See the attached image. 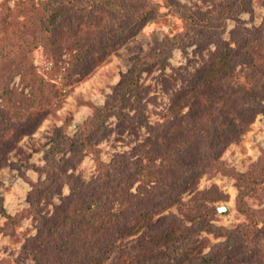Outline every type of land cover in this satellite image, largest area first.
<instances>
[{
	"label": "rangeland",
	"instance_id": "obj_1",
	"mask_svg": "<svg viewBox=\"0 0 264 264\" xmlns=\"http://www.w3.org/2000/svg\"><path fill=\"white\" fill-rule=\"evenodd\" d=\"M31 1L39 0H0V26L6 8L13 12L16 3ZM150 1L155 4V15L87 74L61 89L54 110L39 124L29 122V129L6 153L0 166V264H37L33 254L40 223L52 222L51 214L68 198L73 181L89 182L115 159L138 157L139 147L154 125L189 110L196 96L176 104L175 96L192 84L216 46L212 35L201 32L198 41L160 52L166 37L190 31L183 16L185 9L200 18L213 14L219 20L215 35L231 47L243 38L245 30L255 37L253 29L264 18V0ZM17 14L13 12L9 18ZM247 51L255 68L264 70V44L253 42ZM158 53L159 59H149L142 67L136 95L123 99L119 109L99 113V108L111 102L115 86L135 57ZM31 57L38 70L46 68L41 49L34 50ZM253 73L252 67L236 65L232 74L212 80L211 88L205 90L245 84ZM14 80L16 86L18 78ZM258 93L250 92L254 102L245 112L249 115L243 116L249 121L241 129L237 125L240 134L221 153L222 164L217 170L202 175L195 189L182 195L181 202L153 216L148 229L140 227L112 248L87 253L71 264H154V258L159 260L156 264H264V182L254 186V193L239 194L244 193L239 176L254 175L264 165V98ZM93 116H103V124L88 143L74 151L67 142L62 143V138H73ZM172 225L177 241L162 237L150 241ZM245 237L248 241H243ZM110 248V254H104ZM207 255H212V260L202 263L199 259Z\"/></svg>",
	"mask_w": 264,
	"mask_h": 264
},
{
	"label": "trees",
	"instance_id": "obj_2",
	"mask_svg": "<svg viewBox=\"0 0 264 264\" xmlns=\"http://www.w3.org/2000/svg\"><path fill=\"white\" fill-rule=\"evenodd\" d=\"M26 4H15L16 17L9 18L13 12L6 8L0 26V166L10 147L29 129V122L39 124L54 110L61 89L87 74L156 11L150 0H39ZM19 16L20 21L16 19ZM183 16L190 31L166 37L161 53L198 41L201 32L212 35L216 46L209 63L197 72L192 84L175 96V104L196 96L189 110L154 125L139 147L138 157L103 164L104 169L89 182L73 181L68 198L51 214L52 222H39L33 254L37 264H71L87 253L112 248L116 241L140 227L148 229L153 216L181 202L182 195L195 189L202 175L222 164L221 153L238 138L241 130L237 133V129L249 121L243 116L249 115L245 112L254 102L250 92H259L257 95L264 98V70L255 68L254 58L247 51L253 42L264 44V18L253 29L255 37L245 30L243 38L231 47L215 35L219 20L213 14L200 18L185 9ZM36 49L42 50L48 62L42 71L31 57ZM161 53L136 56L115 86L111 104L99 108V113L119 109L123 99L136 95L142 67L149 59H159ZM236 65L252 67L253 77L245 84L206 92L212 80L232 74ZM101 117H91L81 131L73 138H62V143L67 142L72 151L84 146L101 129ZM262 166L254 175L239 176L244 189L240 195L254 193V186L264 182ZM176 235L173 225L165 226L150 241L162 237L174 243ZM246 240L248 237L243 241ZM111 248L104 254H110ZM199 260L210 263L212 255ZM151 261L159 262L158 258Z\"/></svg>",
	"mask_w": 264,
	"mask_h": 264
}]
</instances>
